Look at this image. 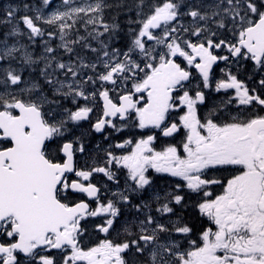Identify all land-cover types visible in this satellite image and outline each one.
<instances>
[{
	"label": "snow or ice",
	"instance_id": "6c2138e0",
	"mask_svg": "<svg viewBox=\"0 0 264 264\" xmlns=\"http://www.w3.org/2000/svg\"><path fill=\"white\" fill-rule=\"evenodd\" d=\"M0 264H264V0H3Z\"/></svg>",
	"mask_w": 264,
	"mask_h": 264
}]
</instances>
